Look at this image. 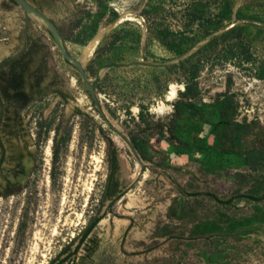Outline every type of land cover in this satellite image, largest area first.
Instances as JSON below:
<instances>
[{"label":"rangeland","instance_id":"374dc122","mask_svg":"<svg viewBox=\"0 0 264 264\" xmlns=\"http://www.w3.org/2000/svg\"><path fill=\"white\" fill-rule=\"evenodd\" d=\"M40 9L78 58L104 30L85 61L90 79L104 64L122 65L102 71L95 100L29 17L57 75L21 111L13 141L25 171L12 158L0 171V264H264V200L223 205L177 186L222 198L264 191V162L249 164L229 133L218 142L211 132L220 117L214 101L229 92L245 148L264 152V0H44ZM23 17L0 0V58ZM187 81L198 83L204 114L176 123ZM132 134L148 140L153 162L137 155ZM110 141L120 161L114 180ZM116 181L126 192L110 206ZM103 214L73 255L84 228Z\"/></svg>","mask_w":264,"mask_h":264},{"label":"trees","instance_id":"16d2710c","mask_svg":"<svg viewBox=\"0 0 264 264\" xmlns=\"http://www.w3.org/2000/svg\"><path fill=\"white\" fill-rule=\"evenodd\" d=\"M11 2H15L14 0H10ZM34 3L39 5V7H43L44 0H32ZM182 51L180 52V54ZM51 57V53L47 45L42 43L39 39L34 38L32 40V45L30 50L27 53H24L20 56V59H8L6 62L12 63V68L8 73V81L9 84L14 85L15 87H20L24 82L25 70L28 67V64H32L33 72L32 77L34 81V87L37 89L42 85L44 80L48 78L50 75L55 77L56 72H50L49 59ZM29 58L31 60H26ZM18 67V70H17ZM18 100L25 99V104L30 101L27 97V94L19 91L15 94ZM200 90L197 82L191 81L185 83V89L180 92L179 98L174 103V119L176 123H178L181 117L185 115H190L192 117H198L204 114V106L199 103L200 99ZM11 97H14L12 95ZM234 104V97L229 92H226L219 97H217L214 101V106L219 111V120H217L211 129V132L216 141H222L223 137L226 133H229L231 141L236 145V151L239 155L244 156L249 164H257L264 162V152H257L255 150H247L244 145V134L246 132L245 125L236 122L232 118V109ZM110 129L115 131V127L110 125ZM131 143L132 146L137 153V155L144 161L153 162L149 153V142L148 140L140 136L138 134L131 135ZM110 145L112 146V157H111V173L110 179L114 180L115 175L120 169V161L118 157V146L110 141ZM178 189L181 193L187 196H208L220 204L223 205H231L235 200L240 198H247L253 202H261L264 200V191L260 194H244L239 193L228 198H222L216 193L210 191H195L188 192L181 185H177ZM126 191H122L118 189V182L114 183L112 187H109L107 191L108 197H110L111 203L110 206H113L115 202L120 199ZM105 217V214L95 216L88 225L84 228L82 234L80 235V240L76 245L73 255L76 254L85 239L89 236V234L93 231V229L98 225V223ZM68 260V257H64L55 263L50 264H64Z\"/></svg>","mask_w":264,"mask_h":264},{"label":"flooded vegetation","instance_id":"af4514ba","mask_svg":"<svg viewBox=\"0 0 264 264\" xmlns=\"http://www.w3.org/2000/svg\"><path fill=\"white\" fill-rule=\"evenodd\" d=\"M11 3L17 5L16 2ZM29 17L24 13L21 30L14 38L16 41L14 47L9 48L8 53H4L0 58V171L4 163L10 158L17 159L22 172L25 171L23 154L18 153V145L13 141L16 138V128L21 121L20 114L34 101L36 96L43 95L45 89L49 87V80L46 78L42 85L35 89L33 77L31 76L33 72L32 64H28L25 70L24 82L20 87H15L9 84L8 81L7 72L11 70L12 63L6 61L8 59H20L22 54L30 50L34 39L33 34L30 32ZM26 60L30 59L27 58ZM19 91L26 93L30 101L25 104V99L18 100L15 94ZM12 95L14 97H11ZM10 146H15V148L10 149Z\"/></svg>","mask_w":264,"mask_h":264},{"label":"water","instance_id":"95a60500","mask_svg":"<svg viewBox=\"0 0 264 264\" xmlns=\"http://www.w3.org/2000/svg\"><path fill=\"white\" fill-rule=\"evenodd\" d=\"M16 4L18 5L19 8L23 10V12L32 17L41 27L46 29L50 33V35L53 37L55 40V43L62 55V57L71 65H73L81 74L84 82L86 85L89 87V89L92 92V95L95 100H97V94L95 90L96 84L99 82L100 77L102 75V71L105 69L112 67V66H120L122 65L121 63H107L104 64L99 71L97 72V75L95 76L94 79H90L87 75V72L85 70V61L83 58H78L74 56L68 48L66 47L62 36L60 34V31L58 29V26L54 22V20L46 14L42 9L37 7L35 4H33L30 0H14ZM233 24V23H230ZM119 131L118 129H116ZM122 135H125L124 133L121 132ZM130 144L132 146V143L130 141ZM133 148V146H132ZM134 149V148H133Z\"/></svg>","mask_w":264,"mask_h":264},{"label":"bare ground","instance_id":"6f19581e","mask_svg":"<svg viewBox=\"0 0 264 264\" xmlns=\"http://www.w3.org/2000/svg\"><path fill=\"white\" fill-rule=\"evenodd\" d=\"M104 30H101L92 40H90L85 47L83 48L82 57L84 61L88 60L94 50L97 48L100 38L103 34ZM177 94L176 88L172 87V90L169 92L168 98L173 99Z\"/></svg>","mask_w":264,"mask_h":264}]
</instances>
